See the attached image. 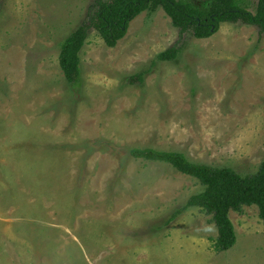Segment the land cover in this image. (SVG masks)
Masks as SVG:
<instances>
[{
  "label": "rangeland",
  "instance_id": "1",
  "mask_svg": "<svg viewBox=\"0 0 264 264\" xmlns=\"http://www.w3.org/2000/svg\"><path fill=\"white\" fill-rule=\"evenodd\" d=\"M95 1L0 0V264H264L256 206L230 213L236 243L216 252L210 216L190 208L171 220L202 186L130 155L178 152L256 173L264 34L223 23L198 40L163 10L145 12L115 48L91 31L70 85L61 46ZM257 3L237 0L251 13ZM175 46L177 61L155 62Z\"/></svg>",
  "mask_w": 264,
  "mask_h": 264
},
{
  "label": "trees",
  "instance_id": "2",
  "mask_svg": "<svg viewBox=\"0 0 264 264\" xmlns=\"http://www.w3.org/2000/svg\"><path fill=\"white\" fill-rule=\"evenodd\" d=\"M158 9L165 12L179 35L189 34L198 40L214 36L223 23L254 26L264 34V0H258L254 13L238 6L237 0H96L86 19L61 46L59 67L66 82L77 85L81 81L80 53L91 31H95L108 48H115L126 36L131 22L145 12L155 13ZM181 53V47H172L159 54L155 62H175ZM151 71L152 67L132 77L130 83H143V78ZM130 155L135 160L167 164L202 186V192L192 196L171 220L190 208L210 216L218 233L216 252L228 251L236 243L231 212L242 214L243 208L256 206L264 226V161L256 173L241 175L229 167L192 162L178 152L133 149Z\"/></svg>",
  "mask_w": 264,
  "mask_h": 264
}]
</instances>
